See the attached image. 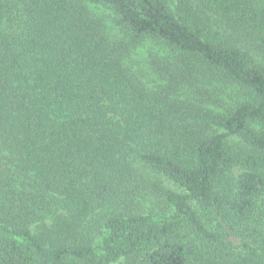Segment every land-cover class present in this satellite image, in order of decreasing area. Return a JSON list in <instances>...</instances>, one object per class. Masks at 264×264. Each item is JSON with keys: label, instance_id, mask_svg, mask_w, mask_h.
<instances>
[{"label": "trees", "instance_id": "16d2710c", "mask_svg": "<svg viewBox=\"0 0 264 264\" xmlns=\"http://www.w3.org/2000/svg\"><path fill=\"white\" fill-rule=\"evenodd\" d=\"M117 261L264 264V0H0V264Z\"/></svg>", "mask_w": 264, "mask_h": 264}, {"label": "rangeland", "instance_id": "374dc122", "mask_svg": "<svg viewBox=\"0 0 264 264\" xmlns=\"http://www.w3.org/2000/svg\"><path fill=\"white\" fill-rule=\"evenodd\" d=\"M155 177L159 180V182L167 187V188H170V189H173V190H176V191H180L181 188L176 184L174 183L173 181H171L169 178H167L166 176H163V175H155ZM156 210H160V207H155ZM34 227V226H33ZM38 228H33L34 232L37 233L38 230H36ZM236 243L238 242L236 238H232ZM113 264H123V261H117Z\"/></svg>", "mask_w": 264, "mask_h": 264}]
</instances>
